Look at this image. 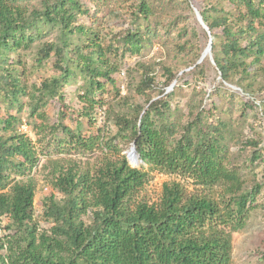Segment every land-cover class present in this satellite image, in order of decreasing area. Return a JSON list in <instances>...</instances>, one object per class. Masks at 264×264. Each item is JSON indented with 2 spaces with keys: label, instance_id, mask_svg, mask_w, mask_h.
I'll list each match as a JSON object with an SVG mask.
<instances>
[{
  "label": "trees",
  "instance_id": "obj_1",
  "mask_svg": "<svg viewBox=\"0 0 264 264\" xmlns=\"http://www.w3.org/2000/svg\"><path fill=\"white\" fill-rule=\"evenodd\" d=\"M228 1L235 13L225 11L210 18L207 9L193 5L191 8L199 11L212 39L217 31L222 37L219 43L211 42L220 79L226 83H232L235 77L239 81L248 80L245 86L237 83L248 92L257 86L264 89V0ZM43 3V9L28 12L9 0H0L1 65L6 50L30 47L35 40L31 30L38 21L58 24L65 37L88 35L87 27L74 23L73 11L87 13L78 0H43ZM138 12L146 19L149 17L150 8L145 0L140 1ZM121 40L126 51L137 54L143 35L138 30L128 31ZM53 49V43L44 45L39 50L40 58L47 59ZM61 49H55L56 53L60 54ZM197 60L189 69L199 66ZM75 61L99 89L103 85L97 79L112 81L110 74L117 70L95 38H89L84 48L77 50ZM58 68L66 72L64 67ZM1 70L4 84L13 95L18 94L19 81L10 70L4 67ZM164 74L165 85L178 81V71L165 67ZM155 78L153 71L145 67L136 93L146 95L153 90ZM59 83L53 79L43 81L42 86L54 90L60 87ZM86 101L88 109H92L95 102L90 98ZM146 102L147 107L136 105L129 116L116 118L118 129L126 132L134 143L141 162L149 169L193 178L205 187L224 184L219 198L203 192L188 194L179 181L163 183L156 201L139 198L148 174L142 167L131 166L115 147L114 157H103L93 169L60 160L51 162L52 187L65 199L59 203L53 193L44 198L43 216L55 224L48 231L39 232L32 217L33 178L16 180L4 174L5 170H11L18 176L24 175L38 162L30 137L12 130L15 117L9 116L4 119L2 130L10 134H0L1 188H7L0 192V216L7 215L9 220L0 233V252L3 251L0 264H231L232 233L246 225L261 185H254L250 193L244 192L237 169L227 166V149L213 137L223 123L206 124L204 129L198 112L191 115V121L176 138L172 124H157L153 117L154 114L164 117L170 111L167 94L157 99L147 94ZM40 117L45 120L44 114ZM40 128L50 131L60 128L85 151L95 144L92 137L75 136L61 122L41 123ZM260 143L247 140L244 144L254 148L255 160L262 157ZM86 215L90 216V223L84 220Z\"/></svg>",
  "mask_w": 264,
  "mask_h": 264
},
{
  "label": "rangeland",
  "instance_id": "obj_2",
  "mask_svg": "<svg viewBox=\"0 0 264 264\" xmlns=\"http://www.w3.org/2000/svg\"><path fill=\"white\" fill-rule=\"evenodd\" d=\"M9 1L28 12L41 10L44 4L43 0ZM78 1L87 13L73 11L74 23L87 27L88 35L65 37L58 24L38 21L31 30L35 40L30 47L6 50L2 57L5 62L1 65L0 61V134H10V131L2 130L3 122L9 116L15 117L12 130L30 137L38 156L37 165L24 175L18 176L11 170H5L4 174L16 180L27 176L33 178L35 196L32 217L37 231H48L55 224L52 219L43 216L44 198L53 193L59 203L65 199L52 187L51 162L60 160L76 163L80 167L88 165L93 169L103 157H114L115 147L126 156L133 143L126 132L118 129L116 118L129 116L136 105L147 107V94L153 99L167 94L170 111L164 117L154 114L157 124H172L177 138L187 122L191 121V115L198 112L205 123L204 129L206 124L223 123L213 137L227 149V166L237 169L244 192L250 193L254 185H261V192L251 205L246 225L232 233L231 264H264V89L257 86L253 92L245 91L237 83L245 86L248 80L239 81L240 78L236 77L232 83L223 82L209 56L197 68L188 67L198 59L208 43V35L197 22L191 6L207 9L212 18L225 11L235 13L233 5L228 0H145L150 8L146 19L138 12L141 0ZM134 30L143 35V43L139 53L130 54L124 49L121 39L128 31ZM89 38H95L100 43L108 60L117 67L110 74L112 81L97 79L103 85L102 89L90 82L76 65L77 50L84 48ZM221 39L217 31L212 41L219 43ZM48 43H53L54 49L47 59H41L39 50ZM57 48H62L60 54L56 53ZM211 56L213 59L212 51ZM1 67L10 70L19 81L18 94L13 95L4 84ZM145 67L153 71L156 87L146 95H139L135 88ZM165 67L178 71L177 82L165 85ZM53 79L59 80L58 89L42 86L43 81ZM86 98L95 102L92 109H88ZM40 114L45 115L44 121ZM58 122L66 125L75 136L83 139L92 137L95 140L93 148L85 151L60 128L56 131L40 128L41 123L54 125ZM247 140L261 141L258 147L262 150L260 159H253L254 148L244 145ZM129 163L147 172V180L138 197L149 202L158 199L165 182L179 181L188 194L203 192L216 198L224 189V184L205 187L193 178L149 169L142 162L138 165ZM2 183L0 180V192L7 189L1 188ZM84 220L90 223L91 218L86 215ZM8 222L7 215L0 216V233Z\"/></svg>",
  "mask_w": 264,
  "mask_h": 264
},
{
  "label": "water",
  "instance_id": "obj_3",
  "mask_svg": "<svg viewBox=\"0 0 264 264\" xmlns=\"http://www.w3.org/2000/svg\"><path fill=\"white\" fill-rule=\"evenodd\" d=\"M193 11H194V15H195V18L197 20V22L200 24V26L206 31L207 35H208V43H207V46L206 48L204 49L203 53L200 55L199 59L197 60L196 63H200L202 62V60L206 57V56H209V58L213 61L212 59V56H211V42H212V37L210 35V32H209V29L208 27L206 26V24L203 22L202 20V17L199 13V11L196 9V8H193ZM129 151L136 157L139 158V155L137 153V150L135 148V145L134 143L132 144L131 148L129 149ZM126 158L128 159V161L130 162V154L129 152L127 151L126 153ZM139 161L141 162V160L139 159Z\"/></svg>",
  "mask_w": 264,
  "mask_h": 264
},
{
  "label": "bare ground",
  "instance_id": "obj_4",
  "mask_svg": "<svg viewBox=\"0 0 264 264\" xmlns=\"http://www.w3.org/2000/svg\"><path fill=\"white\" fill-rule=\"evenodd\" d=\"M128 152H129V154H130V162H131L132 164L138 165V163L140 162V161H139V158L136 157V156H134L130 151H128Z\"/></svg>",
  "mask_w": 264,
  "mask_h": 264
}]
</instances>
